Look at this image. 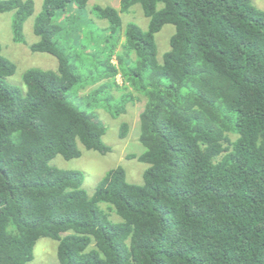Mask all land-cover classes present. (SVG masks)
<instances>
[{"label":"trees","instance_id":"16d2710c","mask_svg":"<svg viewBox=\"0 0 264 264\" xmlns=\"http://www.w3.org/2000/svg\"><path fill=\"white\" fill-rule=\"evenodd\" d=\"M89 2L45 0L30 48L59 67L28 70L26 92L8 82L17 68L0 44V264H31L42 238L59 242V264H264V11L252 0L94 8L109 24L106 38H118L99 77L113 82L88 99L108 95L109 109L119 75L145 97L137 158L148 168L142 185L113 169L91 196L84 172L51 165L80 159V145L112 151L97 113L69 98L88 83L60 41L67 30L58 18L73 13L68 19L83 23ZM137 5L148 30L123 27L121 14ZM11 12L14 39L24 43L35 2L0 0V13ZM82 23L74 41L85 36ZM167 25L176 31L161 62L157 35ZM123 37L120 67L113 57ZM128 132L124 124L121 136Z\"/></svg>","mask_w":264,"mask_h":264},{"label":"rangeland","instance_id":"374dc122","mask_svg":"<svg viewBox=\"0 0 264 264\" xmlns=\"http://www.w3.org/2000/svg\"><path fill=\"white\" fill-rule=\"evenodd\" d=\"M253 4L260 10L264 11V0H252ZM35 14L30 17L24 26V43L16 42L13 32L14 13H0V44L3 46L4 55L16 64V73L8 78V82L26 92L27 87L24 83V75L30 69H42L45 71L58 70L59 62L57 58L46 53H34L31 46L37 43L40 38L35 35V25L37 18L44 10L45 0H34ZM122 0H90L86 9V14L82 18V22L76 19H69L66 14L58 19L63 21L67 32L60 38V41L67 48L71 57L72 65L83 77V81L88 83L85 88L80 89L74 87L69 98L75 103H84V108L97 113L106 127L107 131L103 138L104 142L111 147L112 151L106 155L96 151H88L80 145L83 151V156L80 159L66 160L62 156H58L51 162L60 169L79 170L85 173L86 179L84 188L92 196L102 178L111 170L120 166L124 167L128 174V180L131 183L142 185L144 184V173L148 166L139 161L137 158L141 156L145 148L140 142L141 120L140 116L145 109L146 99L138 92L128 81L125 75H119L117 78L118 85H112L109 91L110 96L115 98L110 101L109 109L107 104L103 105V101H107L108 95H102L99 99H88L95 90L100 89L107 84H110L112 79H99L102 71L101 63L104 62L112 50V45L117 40V36L109 37L107 28L109 24L96 16L93 12L96 6L113 7L121 9ZM123 27L126 29L130 24H136L143 30H148L150 20L145 16L140 5L131 9L128 13L121 14ZM79 23V24H78ZM83 25L85 36L81 41H74L75 31L77 27ZM85 23V25H84ZM176 31L175 26L167 25L161 33L157 35L159 46L158 58L162 62L164 55L170 51V40ZM75 33V34H73ZM72 37V42L70 39ZM66 40V41H65ZM107 40V41H106ZM125 42L123 37L120 42L117 52L113 57V63L120 66L118 56L122 54V44ZM133 60L136 56H132ZM121 67V66H120ZM98 79V80H97ZM97 82L95 83L94 81ZM90 82V83H89ZM125 95L134 97L130 103H124L122 100ZM103 99V101H102ZM105 103V102H103ZM108 103V101H107ZM125 108L124 113L115 114L117 108ZM124 124L129 125L128 135L123 138L121 136L122 127ZM133 156H136L134 158ZM106 205H102L104 208ZM114 220H121L119 216L113 214ZM59 242L50 238H42L38 241L34 260L31 264H59L58 260Z\"/></svg>","mask_w":264,"mask_h":264}]
</instances>
